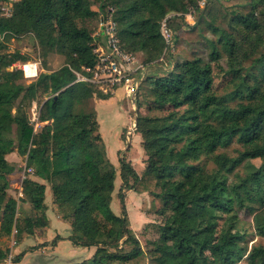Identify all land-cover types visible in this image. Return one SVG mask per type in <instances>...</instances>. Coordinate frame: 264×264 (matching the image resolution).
<instances>
[{"label": "trees", "instance_id": "obj_1", "mask_svg": "<svg viewBox=\"0 0 264 264\" xmlns=\"http://www.w3.org/2000/svg\"><path fill=\"white\" fill-rule=\"evenodd\" d=\"M93 1L96 10L91 0H17L11 17H0V34L31 33L42 52L64 58L59 69L27 82L12 67L25 59L0 51V234L11 236L15 230L21 240L47 226L46 187L33 180L38 178L50 186L58 213L70 223L68 240L95 248L90 259L76 264H238L244 258L248 264H264V246L249 250L238 228L244 211L252 217L256 236L264 238V0H219L227 28L208 24L217 37L208 44L209 61L195 57L175 62L172 69V57L166 58L167 66L159 61L165 48L161 22L170 14L183 20L192 11H202L200 0ZM107 7L113 8L121 49L147 67L138 94L147 83V111L160 113L145 116L139 128L144 155L139 175L121 151L117 153L119 216L110 207L117 171L108 158L95 108L79 88L84 84H73L75 72L96 64L93 34L99 27L98 11ZM92 20L97 21L94 32L86 25ZM222 53L235 89L218 97L211 63L218 64ZM157 70L167 74L159 76ZM40 97L43 126L35 131L26 110ZM234 142L243 148L237 157L216 155L219 168L210 172L200 165L203 157ZM13 152L32 172L22 180L21 192L22 201L39 212L35 220L19 216L17 201L7 195L5 173L11 169L5 157ZM251 160H260V166L248 167L244 176L229 182V176ZM123 191L152 194L163 204L159 215L166 216L164 223L153 226L158 238L147 250L130 229ZM121 245L130 250L122 251ZM6 258L0 248V262Z\"/></svg>", "mask_w": 264, "mask_h": 264}, {"label": "rangeland", "instance_id": "obj_2", "mask_svg": "<svg viewBox=\"0 0 264 264\" xmlns=\"http://www.w3.org/2000/svg\"><path fill=\"white\" fill-rule=\"evenodd\" d=\"M92 7L97 9V4L93 0ZM224 15V9L220 5L219 0H210L209 4L202 10H197L184 16V19L173 17V14L168 16L167 25L174 35V43L170 49L169 55L172 57V65L169 69L174 67L175 62L179 63L184 60H191L195 57L202 58L205 62L209 61L210 48L208 46L209 42L216 41L217 37L214 36L208 24L212 22L216 26L222 28H227L225 23L221 22ZM197 17V19H195ZM172 19V20H171ZM197 20V21H196ZM87 27L93 31L97 26V21L92 20L86 23ZM94 32V31H93ZM238 32L233 31V34ZM238 39L239 36L236 35ZM0 51L4 54L13 55L19 54L25 60L22 62H36L38 63V72L55 71L60 68L64 63V58L54 51L42 52L38 46L34 35L31 33H26L22 36H12L9 35L5 39H0ZM140 61V59H139ZM164 65H167L166 59L162 61ZM227 58L224 53L218 64L211 63L214 72V93L218 97H225L230 94L235 89V81L227 74L226 67ZM26 63V64H27ZM144 66V65H143ZM145 67V66H144ZM147 68V67H145ZM168 69V70H169ZM152 69L149 70V75L152 73ZM159 76L166 75L167 72L155 71ZM144 73V78L147 76ZM138 75L135 83L139 80ZM143 78V79H144ZM142 79V80H143ZM140 80V82L142 81ZM24 84H28L25 80L21 81ZM147 83L143 85L141 90L135 92L134 101L131 100L128 93L121 95L120 93H115L111 97L107 98L99 94V90L92 88L88 85H79L82 93L87 96L95 108L97 121L99 123V132L106 145V152L110 162L114 165L117 171V178L115 181V191L113 194V199L111 202L112 212L119 216L120 215V202L117 196L118 190L121 186V181L119 178V163H118V148L120 141H123V149L129 148L130 142L133 146L131 150V158L134 159V163L139 165L140 159L137 152L136 140L139 134V128L143 124V119L145 116H159L158 112H148L147 111V95L145 89H147ZM110 100V98H112ZM43 101L40 97L36 102H34L31 108L26 110L27 117L30 124L38 131L43 124L39 122L38 115V104ZM234 106V103L230 104ZM136 122L137 130L133 135H128V128H130L133 122ZM9 138H13V135H9ZM123 139V140H122ZM242 146L234 142L231 146L227 148H219L213 155L208 158L203 157L200 161L207 172L213 169L219 168V164L215 161V156L219 155L222 158H235L238 153L242 151ZM130 152V151H129ZM123 154L124 152L121 151ZM124 156V154H123ZM6 161L11 171L5 173V178L9 184L7 195L17 201L19 216L24 214L28 215L32 220H35L39 215V212L35 211L32 205L26 201H22L23 197H19V189L21 187V182L26 177L30 178L32 172L25 170V159L13 152L6 157ZM143 163V161H142ZM261 164L260 160H251L244 162L239 166L232 175L229 176V182H233L238 176H244L248 167L258 168ZM125 194L126 192L123 191ZM158 189L155 190V194L159 193ZM135 192H130L129 197V210L128 214L130 227L134 223L139 224L138 233L135 235L139 240L142 248L147 250L151 247V244L157 240L158 234L153 226H161L164 223L166 216H160L159 211L162 209L161 200L155 195L145 193L143 199L138 205L135 204L134 199L136 198ZM52 199V192L49 191V197L46 202H50ZM29 204V205H28ZM51 215V214H50ZM168 216V214H167ZM53 217V216H51ZM146 218V221H144ZM53 219V218H52ZM223 218L219 221L221 224ZM136 228V226H134ZM238 228L245 233V244L250 250L251 247L264 246V238L256 236L252 217L246 212L242 211L239 213V224ZM25 235L21 238H24ZM18 237L14 236H3L0 234V248L8 256L10 251L16 248L21 241ZM52 244V239L49 241ZM15 243V245H13ZM48 242L37 245L35 247L41 248L46 247ZM120 249L122 251H129L130 247L128 245H121ZM16 256L12 253V260ZM238 264H248L247 260L244 258Z\"/></svg>", "mask_w": 264, "mask_h": 264}, {"label": "built area", "instance_id": "obj_3", "mask_svg": "<svg viewBox=\"0 0 264 264\" xmlns=\"http://www.w3.org/2000/svg\"><path fill=\"white\" fill-rule=\"evenodd\" d=\"M17 0H2L0 2V17L9 18L12 15L13 4ZM210 0H200L198 6L205 8ZM186 16V15H185ZM99 27L93 34V54L96 57V64L92 68H83V73H76V79L73 84H85L95 88L103 93L113 91L118 87H125L126 91L134 101L135 92L138 89L140 80L147 73V68L132 54L125 53L117 38L116 24L113 20V8L107 7L104 11H98ZM168 17L165 18L160 25L161 36L165 43L162 56L159 61H164L169 55L170 49L174 43V35L167 25ZM7 33L0 34V39H5ZM16 62L13 68L23 73L27 82H31L38 77V63L36 62ZM172 65V64H171ZM167 66V65H166ZM140 76L138 82L132 85L133 79ZM35 130V129H34ZM137 130L136 122L128 128V135H133ZM36 131V130H35ZM19 197H22L21 187L19 189ZM15 230L13 231V235ZM15 245V243H13ZM7 263L12 261V250L8 254Z\"/></svg>", "mask_w": 264, "mask_h": 264}, {"label": "crops", "instance_id": "obj_4", "mask_svg": "<svg viewBox=\"0 0 264 264\" xmlns=\"http://www.w3.org/2000/svg\"><path fill=\"white\" fill-rule=\"evenodd\" d=\"M135 80L133 79L131 83L132 85H134ZM125 91H126L125 87H118L113 91V95L115 93H120L121 95H123L125 94ZM111 99H113V97L110 98V100ZM136 138L137 140L135 146L137 147V152L139 154V159H140L139 165H136L134 163L135 160L134 159L132 160L130 155L132 150L130 146H133L132 142H130V146H128L129 149L126 148L125 150H122L123 141H120L118 150L124 152L123 154L125 160L131 163L133 169L139 175L144 167L142 163V161L144 160V155L141 149L140 135L138 134ZM127 149L128 151L126 152ZM33 180L45 184L46 187L45 205L48 208L46 211L47 226L41 229L34 230V234L32 235L24 236V238L19 242L18 246L15 249L14 248L12 249L13 255L15 256H18L19 254H23V255L18 263H13V261H11L10 264H76L84 260L90 259L95 252V248L74 246L70 242V240H68V237L71 232V226L69 221L62 219L61 215L58 213L57 206L53 203V196L50 202H46L47 198L49 197V191H51L50 186L38 178H33ZM130 192L132 191L126 192V200H125L128 214H130L129 197H128ZM136 195L137 196L134 199V202L136 205H138L140 201L143 199L145 194L136 193ZM144 221H146V218H144ZM134 226H136V228ZM138 227L139 224L134 225L133 223L131 225L130 229L133 231L134 235L138 233ZM57 236H59L61 239L56 241L55 243L50 244L49 241L51 239L53 241ZM44 242H48L46 247H41V248L35 247L37 245L43 244ZM0 264H8V263L7 260L5 259L2 262H0Z\"/></svg>", "mask_w": 264, "mask_h": 264}]
</instances>
